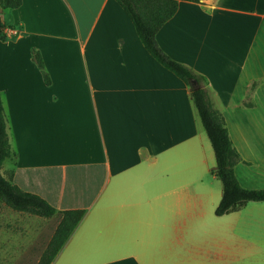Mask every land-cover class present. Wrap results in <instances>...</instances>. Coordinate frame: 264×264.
I'll return each mask as SVG.
<instances>
[{"label":"crops","instance_id":"1","mask_svg":"<svg viewBox=\"0 0 264 264\" xmlns=\"http://www.w3.org/2000/svg\"><path fill=\"white\" fill-rule=\"evenodd\" d=\"M7 9L0 92L16 156L2 173L59 212L85 211L50 264H264V234L235 231L249 203L216 215L223 185L192 87L117 0ZM157 40L222 116L240 184L264 189V0H182ZM53 218L0 200V257L38 264Z\"/></svg>","mask_w":264,"mask_h":264},{"label":"trees","instance_id":"2","mask_svg":"<svg viewBox=\"0 0 264 264\" xmlns=\"http://www.w3.org/2000/svg\"><path fill=\"white\" fill-rule=\"evenodd\" d=\"M132 19L136 30L148 51L164 66L176 73L192 87V97L199 112L202 124L212 143L216 166L212 172L223 185V195L216 208V215L223 216L244 207L249 202H264V189L244 188L236 177L234 166L239 155L233 148L227 128L220 113L216 111L210 101L205 88L194 89L192 82L199 77L184 64L172 59L158 44L157 33L162 25L177 11L182 0H117ZM201 2L203 0H184ZM22 0H0V38L5 28L2 19L3 9L20 7ZM38 63H43L38 56ZM16 156L8 133V123L2 96L0 92V200L16 211L51 218L58 213L61 220L55 233L43 254V264H50L66 241L69 239L85 211L82 209L58 211L50 202L35 193L27 192L14 184L2 173L6 160Z\"/></svg>","mask_w":264,"mask_h":264},{"label":"rangeland","instance_id":"3","mask_svg":"<svg viewBox=\"0 0 264 264\" xmlns=\"http://www.w3.org/2000/svg\"><path fill=\"white\" fill-rule=\"evenodd\" d=\"M7 11H10V9H7ZM238 215H240L242 219L239 220L237 223H234L235 231L246 233L249 242H254L253 235L255 233L264 234V202H249L248 207ZM256 218H260L262 219V221H256ZM48 226V228H54L55 226L57 227V219L53 218L48 220ZM262 243L264 244L263 241ZM14 261V257H0V264H13ZM27 263H29L28 260ZM38 264H43V261H41L40 259Z\"/></svg>","mask_w":264,"mask_h":264},{"label":"water","instance_id":"4","mask_svg":"<svg viewBox=\"0 0 264 264\" xmlns=\"http://www.w3.org/2000/svg\"><path fill=\"white\" fill-rule=\"evenodd\" d=\"M192 84L194 89H199L201 87V84L198 82V80H194Z\"/></svg>","mask_w":264,"mask_h":264}]
</instances>
